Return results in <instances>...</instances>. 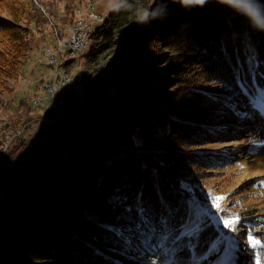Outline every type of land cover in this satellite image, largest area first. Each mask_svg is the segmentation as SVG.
I'll use <instances>...</instances> for the list:
<instances>
[{"label": "trees", "instance_id": "trees-1", "mask_svg": "<svg viewBox=\"0 0 264 264\" xmlns=\"http://www.w3.org/2000/svg\"><path fill=\"white\" fill-rule=\"evenodd\" d=\"M60 1L63 10L72 11L70 25L74 9L86 0H76L77 6H71L73 0ZM131 2L154 5V0ZM33 12L21 0H0L3 77L20 82L38 42L43 43L39 61L44 48L56 46L50 23L59 25V19L45 13L44 21L32 20ZM92 35L102 38L91 45L87 57L116 46L122 50L120 62L83 102L71 87L65 88L68 116L38 133V139L54 137L35 166L0 178V264L63 259L121 264L120 259L139 252L132 239L146 244L153 234H181L198 222L202 231L185 238L196 245V258H202L220 227L207 215L195 214L191 194L180 186L185 165L202 157L185 147L210 138V106L233 113L229 105L234 100L256 99L264 91V33L217 4L192 11L170 4L166 19L147 26L137 25L129 11L112 12ZM57 36L64 41L68 34L61 30ZM158 41L177 54L188 52L185 61L227 93L213 98L198 83H179L171 92L159 88L151 75L153 63L164 60ZM41 83L35 78L33 91L22 92L21 105L31 107ZM30 117L25 115L22 123ZM244 226L243 236L250 233L259 240L256 249L264 258V218L256 216ZM255 251H240L234 264H254Z\"/></svg>", "mask_w": 264, "mask_h": 264}, {"label": "rangeland", "instance_id": "rangeland-1", "mask_svg": "<svg viewBox=\"0 0 264 264\" xmlns=\"http://www.w3.org/2000/svg\"><path fill=\"white\" fill-rule=\"evenodd\" d=\"M73 1L71 6L74 3L76 6L79 4L76 0ZM21 3L25 9L30 8L32 12L34 11L32 20L44 21L45 13L53 14L54 21L59 19V25H50L51 28H60L65 31L73 17L70 9L63 10L65 4L60 0H21ZM106 3L107 0L97 1L91 10L94 14H102L104 20H107L112 13L106 11ZM20 20L24 23V17ZM103 25L104 21L94 23L92 31L100 30ZM157 45L159 52L164 55V60L159 64L153 63V69L156 70H151V75L157 79L159 88L171 92L179 83L187 85L186 87H192L194 85L189 84L198 83L199 87L211 93L213 98L217 99L219 95L227 93L223 86L206 79L198 72L197 66H190L191 63H187L189 60L185 61L187 57L189 58L188 52L177 54L161 44V41H158ZM42 46L43 43L38 42L29 56V62L22 77L28 81L27 84L22 82V78L19 82L0 75V147L6 141V162L0 164V178L14 171L32 169L40 159L44 146L54 137L52 134L38 139V133L46 132L49 127L58 124L68 116L66 111L58 121L50 122L47 109L35 107L32 103L41 91L44 81L53 78L54 69L44 66L43 60L39 61ZM90 48L91 45L86 46L78 53L74 61L61 66L66 73L84 72L88 75L85 79L87 91L85 95L94 92L95 85L116 68L122 56V50L112 46L101 50L94 58L87 57ZM176 61L177 64H173ZM174 70L176 73H173ZM31 71L34 73L31 74ZM38 77L43 83L35 90L37 93L35 92L32 100L30 97L31 107L21 105L20 99L25 95L22 92L33 91L35 78ZM258 93L259 96L256 99L246 96L242 100H234L230 103L229 107L232 108L233 113L225 108L210 106L211 123L209 127H206L208 133L206 137L210 138L201 139L197 144H189L185 147L202 157L191 159L190 163L185 165L180 186L191 194V206L195 214L198 217L207 215L213 224L220 227L218 238L221 235L229 238L220 245V251L216 252L214 257L212 254H206L202 258H196L194 248L187 247L189 241L184 236L181 241L184 245L183 249L171 256V252L163 253L159 243L163 241L164 247L171 250L176 247L172 242L173 239L180 234L171 236L166 233L162 238L153 234L146 239V244L138 239H132L130 242L138 245V248H135L139 251L138 254L132 253L129 258L120 259L119 263L176 264L179 261L182 264H234L240 251L253 248L256 250L253 263L257 264L259 260V264H264L263 256L260 257L256 249V246L261 244L259 240L250 233L243 236L246 228L245 221L254 219L256 216L264 218V91L260 90ZM28 114L31 117L22 123V118ZM17 131L20 133L17 134ZM217 197L222 199L218 200ZM225 220L230 221L228 228L223 225ZM249 237L252 239L249 240ZM51 264L73 263L63 259Z\"/></svg>", "mask_w": 264, "mask_h": 264}, {"label": "clouds", "instance_id": "clouds-1", "mask_svg": "<svg viewBox=\"0 0 264 264\" xmlns=\"http://www.w3.org/2000/svg\"><path fill=\"white\" fill-rule=\"evenodd\" d=\"M170 4H175L185 11L217 4L242 17L253 31L264 33V3L261 0H154L152 7L137 6L131 0H107L106 11H129L137 25L147 26L154 21L166 19Z\"/></svg>", "mask_w": 264, "mask_h": 264}, {"label": "built area", "instance_id": "built-area-1", "mask_svg": "<svg viewBox=\"0 0 264 264\" xmlns=\"http://www.w3.org/2000/svg\"><path fill=\"white\" fill-rule=\"evenodd\" d=\"M100 1V0H99ZM104 1V0H101ZM94 7V2L91 0H86L82 6L76 7L74 9L75 17L72 20L70 25H67L68 37L62 41L61 39H56V46L47 47L46 49H54V55L62 54L63 49H71L73 52L82 51L83 43L85 37H89V32L94 23H97V20L100 19L101 14H94L91 10ZM50 25H53L50 23ZM62 29H60L61 32ZM53 58V57H52ZM44 66L50 63V60H43ZM71 82V88L73 91L76 90V76L75 77H65ZM26 80V79H25ZM50 91H58V99L55 101H48V93ZM64 93V89L59 87L58 78H52V83L49 87L46 88L44 92L43 103L39 106L45 108V106H52V113H49V121L55 122L58 121L59 118H62L65 113L66 107H62L60 105V96ZM82 95V94H80ZM46 101V103H44ZM20 133V132H19ZM17 133V134H19ZM6 147L1 150L0 154V164H5L6 162Z\"/></svg>", "mask_w": 264, "mask_h": 264}, {"label": "bare ground", "instance_id": "bare-ground-1", "mask_svg": "<svg viewBox=\"0 0 264 264\" xmlns=\"http://www.w3.org/2000/svg\"><path fill=\"white\" fill-rule=\"evenodd\" d=\"M39 6V5H38ZM41 8V10H43V8L41 6H39ZM104 20L103 15L101 14L100 19L97 20V23H100ZM54 26V25H51ZM55 31V36L57 39V35L58 32H60V28L56 29L53 28ZM92 27L91 30L89 32V37H85L84 39V43H83V49L88 46V45H92L95 41H100L101 40V36H98L96 39L95 37L92 35ZM78 52H73L71 49H63L62 50V54L60 55H54V49H46L42 52V56H43V60H50V63H48L47 65H45L46 67H51L52 69H54L52 75L53 78H58V84L59 87H61L62 89H65L67 87H71V82L65 78V77H75L76 76V90L74 91V93L78 96V101L82 102L85 99V93H86V86H85V79L82 75V72H77L75 74H70V73H66L61 69L62 65H65L67 62L69 61H74L77 56H78ZM53 57V58H52ZM51 75V76H52ZM22 82H24V84H27L28 81L22 78ZM52 83V79L48 78L47 81H44L43 86L41 88V91L39 93V96L35 97L33 100V105L35 107H39L42 108L41 105L43 103V99H44V92L46 90L47 87H49ZM82 94V95H80ZM65 94H61L60 96V105L62 107H66V109L69 108L66 100H65ZM55 99H58V91H50L48 93V101H55ZM44 110L47 109V111L49 113H52V106H45V108H42ZM64 116V114H63ZM17 133H19V131H17ZM6 147V141L3 143V145L0 147V154H1V150Z\"/></svg>", "mask_w": 264, "mask_h": 264}, {"label": "snow or ice", "instance_id": "snow-or-ice-1", "mask_svg": "<svg viewBox=\"0 0 264 264\" xmlns=\"http://www.w3.org/2000/svg\"><path fill=\"white\" fill-rule=\"evenodd\" d=\"M217 199H218V200H219V199H222V197H217ZM229 223H230V221L225 220V221L223 222L224 227H225V228H228V227H229ZM201 231H202V228L200 227V223L198 222V223L195 224L190 230H187V231H183V232H181V234H180L179 236H177V237H175V238L173 239L172 242H173V244L176 245L175 248H173V249L170 250V249L164 247V243H163V241H161V242L159 243V247H161V248L163 249V253H164V254H169V252H171V256H173L176 252L181 251V250L183 249L184 245L181 243V241H182V239H183L184 236L194 237V236H196L198 233H200ZM165 239H167V238H165ZM226 239H229V238H226V237H224L223 235H221L220 238H218V239H216L215 241H213V242L211 243V246L208 248L207 255H211L212 253L219 252V251H220V245H221L222 243H224V241H225ZM251 239H252V237H249V240H251ZM258 242H259V241H258ZM187 247H188V248H195L196 245L193 244V243H191V242H189V244L187 245ZM224 251L227 252L228 249H224ZM171 256H170V257H171ZM205 258H206V257H205ZM176 264H182V262L177 261ZM257 264H259V260H257Z\"/></svg>", "mask_w": 264, "mask_h": 264}, {"label": "water", "instance_id": "water-1", "mask_svg": "<svg viewBox=\"0 0 264 264\" xmlns=\"http://www.w3.org/2000/svg\"><path fill=\"white\" fill-rule=\"evenodd\" d=\"M86 93H87V91H86ZM86 98H87V94L85 95V99H86ZM85 99H84V100H85ZM65 100H66V98H65ZM84 100H83V101H84ZM83 101H82V102H83Z\"/></svg>", "mask_w": 264, "mask_h": 264}]
</instances>
